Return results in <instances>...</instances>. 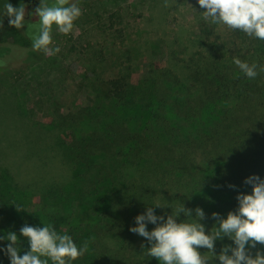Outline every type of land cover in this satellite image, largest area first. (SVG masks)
<instances>
[{"label":"trees","instance_id":"trees-1","mask_svg":"<svg viewBox=\"0 0 264 264\" xmlns=\"http://www.w3.org/2000/svg\"><path fill=\"white\" fill-rule=\"evenodd\" d=\"M202 34L197 49L179 59L185 80L164 62L150 63L140 77L133 76L132 65H122L120 74L106 82L114 101L109 109L54 108L55 125L66 131L63 157L94 218L66 230L78 247L88 244L71 264H161L146 254L147 239L129 230L137 226L138 215L160 204L166 207L154 208L155 214L166 220L184 204L193 217L181 214L177 222L191 223L199 207L205 213L200 223L210 233L216 225L212 213L226 219L238 210L237 196L252 193L244 181L253 175L264 179V71L259 67L264 66V41L239 30L231 41L213 38L208 27ZM7 42L32 47L31 38L5 18L0 43ZM99 55L103 60L102 50ZM234 58L257 64L258 75L247 78ZM14 206L0 191V237L15 233L23 256L30 245L20 229L33 220L13 215ZM9 243L0 240V249ZM225 245L235 247L227 237L217 240L216 256ZM198 251L210 255L206 248ZM249 251L255 258L257 251L264 254V245ZM0 264H10L2 250Z\"/></svg>","mask_w":264,"mask_h":264},{"label":"rangeland","instance_id":"rangeland-1","mask_svg":"<svg viewBox=\"0 0 264 264\" xmlns=\"http://www.w3.org/2000/svg\"><path fill=\"white\" fill-rule=\"evenodd\" d=\"M6 2L25 5L21 30L37 35L40 0H0V13ZM70 2L82 15L67 35L53 27L50 47L60 48L56 55L0 43V191L15 203L13 215H28L33 227L52 224L59 234L94 218L63 157L66 131L55 125L54 108L109 109L114 101L106 82L122 65H132L133 76L140 77L150 63L164 62L185 80L179 59L197 49L202 27L213 30V38L237 39V30L206 22L197 0H168L169 7L165 0Z\"/></svg>","mask_w":264,"mask_h":264},{"label":"clouds","instance_id":"clouds-1","mask_svg":"<svg viewBox=\"0 0 264 264\" xmlns=\"http://www.w3.org/2000/svg\"><path fill=\"white\" fill-rule=\"evenodd\" d=\"M203 11L206 22L225 25L231 30H239L248 37L264 41V0H197ZM165 7H169L165 0ZM32 14V13H29ZM38 17V34L33 35L32 48L34 51L43 52L45 55H56L59 47H50L53 43L52 31L55 26L62 34L73 31L74 22L82 15L81 9L70 0H54L51 5L48 0H40V5L35 9ZM8 17L9 26L22 29L25 26L26 8L23 3L18 8L6 2L0 13V28H3V17ZM233 62L249 79H254L258 73V65L251 66L234 58ZM264 71V66H259ZM244 183L252 185L251 194H239L238 210L229 212L226 219L218 213H212L216 220L210 233H205V226L200 221L205 219L204 211L197 207L195 222H177L181 214L193 217V210L186 209L184 204L172 210L167 219L157 216L154 208H164L160 204L148 207L145 214L138 215L136 227L129 230L140 237H144L151 244L147 248V255L155 257L161 264H210L213 259H218L220 264H264V254L256 252L252 257L249 249L256 248L257 244L264 245V179L253 175ZM230 187H234L231 186ZM17 210H24L16 206ZM158 221L160 223H158ZM157 225L152 231L147 230V224ZM44 224V223H43ZM23 237L27 238L30 251L23 256L19 255L17 247L18 236L9 232L0 240L6 239L10 243L5 251L10 258V264H71L72 261L82 257L88 251V244L78 247L71 236L59 234L52 224L43 227L25 225L20 229ZM227 237L234 241L235 247L225 245L218 256L215 253V242ZM248 246V247H246ZM143 248L144 245H141ZM206 248L210 255L201 254L198 249ZM231 252V255L228 253Z\"/></svg>","mask_w":264,"mask_h":264}]
</instances>
